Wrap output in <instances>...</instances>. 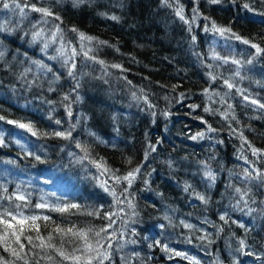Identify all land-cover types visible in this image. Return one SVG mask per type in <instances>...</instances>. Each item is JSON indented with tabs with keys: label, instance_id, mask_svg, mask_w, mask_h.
<instances>
[{
	"label": "trees",
	"instance_id": "obj_1",
	"mask_svg": "<svg viewBox=\"0 0 264 264\" xmlns=\"http://www.w3.org/2000/svg\"><path fill=\"white\" fill-rule=\"evenodd\" d=\"M16 2L25 17L0 4V264H264V2Z\"/></svg>",
	"mask_w": 264,
	"mask_h": 264
},
{
	"label": "snow or ice",
	"instance_id": "obj_2",
	"mask_svg": "<svg viewBox=\"0 0 264 264\" xmlns=\"http://www.w3.org/2000/svg\"><path fill=\"white\" fill-rule=\"evenodd\" d=\"M208 2H209V3H212V4H216V3H219L220 0H208ZM262 2H264V0H262ZM0 4H2L3 9H10V10H11V9H18L22 15H23V13H24V7H29L28 5H25L24 7H21V5H20L19 3H17L16 0H12V3H11V4L8 2V0H0ZM30 7L32 8L33 11L40 12V13H42L44 16H50V15H52V13H51L48 9H44V8H36L34 5H33V6H30ZM244 7H245V8H248L249 5H248V4H245ZM194 11H195V9H194ZM176 14L180 17L181 20H184V19H185V17L183 16V9L178 10ZM56 19H59V17H56ZM113 19H115V17H113ZM206 19H207V18H206ZM185 23H188V21L185 20ZM212 28H213L214 30L220 32L221 34L230 31V29H228V28H217V26L215 25V23H212ZM205 30H207V28H206ZM73 31H76V30L73 29ZM233 35H235V34H233ZM92 39H93L92 37H86L83 33H80V40H81V41H84V40L91 41ZM236 39L239 40V39H241V38H240L239 36H236ZM243 43L248 44L249 41H248V40H244ZM251 47L256 48V50H257L258 53H260V52H264V49H261V48H260L258 45H256V44H251ZM73 52H75V49H73ZM0 55H3V53H0ZM101 63H102V62H101ZM74 67H75V66H74V64H73V65H72V68H74ZM69 74H70V75L72 74L71 71L69 72ZM228 87L231 88L232 85H231V84H228ZM65 99H67V97H65ZM252 102L255 103V101H252ZM261 107H264V105H261ZM205 111H207V109H205ZM69 115H71V112H70V111H69ZM0 119H3V117H0ZM8 123H14V122H13V121H8ZM57 123H60V122L57 121ZM19 127H22V128H23V127H28L29 130L31 131V126H27V125H24V124H20ZM35 134H36V133L33 132V135H35ZM56 135H58V136H64L65 134L62 133V132H57ZM70 135H71V133H68V134H67V136H70ZM201 135H202V134H201ZM67 136H65V138H67ZM193 139H195V137H193ZM0 143H2V141H0ZM78 146H79V145H78ZM152 150L154 151L155 149L153 148ZM85 151H86V150H85ZM252 151L255 153V152L257 151V149H252ZM130 162H131V161H129V163H130ZM139 172H140V167H136L135 169H133L132 171H130L127 175H125V176H123V177H116V179H117V181H119L120 179H124V180L128 181V186L130 187L131 184H132V180L135 178V174H137V173H139ZM209 175H211V174L209 173ZM236 191L239 192V189H237ZM113 195H114V193H113ZM17 199H23V197H19V196H18ZM200 199L203 200L204 197H200ZM37 207H40V205H37ZM72 207H76V205H72ZM57 210H58V211H65V209H57ZM90 214H91V213H90ZM6 215H12V214H11V213H6ZM12 219H13V220H16V216H15V215H12ZM26 219H28V218H26ZM30 219H31L32 221H35V220L37 219V217H31ZM43 219H44V220H48L49 217H44ZM108 219H111V217H108ZM220 219H221V220H224L225 217H224V216H221ZM17 222L19 223V221H17ZM0 223H4L6 228H10V227H12V225H11V224H8L3 218H0ZM109 226H110V225H109ZM55 230H56L57 232H61V231H63V230L60 229L59 227H57V229H55ZM21 231H23V229H21ZM89 231H91V230L89 229ZM105 231H107L106 228H101L99 231H97V232L95 233V235H96V236H100V233H101V232H105ZM67 232H69V233H73V229L70 228V229L67 230ZM12 234H13L14 236H16L17 242H19V239H20L19 236H18L15 232H13ZM73 234L79 236L82 240L85 241V250H91V249H92L93 246H92L91 244L87 243L88 236H87V233H86L85 231L81 230V231H79V232H75V233H73ZM26 238L31 242L32 237L29 236V237H26ZM40 239H41V245H40V247H49V248H53V249L58 253V255H60V256H61L63 259H65V260H67V259H69V258H71V259H73V260H75V261H77V262L80 260V257H76V256L69 257L68 255H65V253H64L63 251H61V249L56 248V247H55L54 245H52L51 243H47V244H45L44 241H43V237H40ZM51 239H52V237L49 236V237H48V240L51 241ZM241 244H243V241H241ZM97 245H98V246H102V245L99 244V241H97ZM21 247H23V245H21ZM109 247H111V244H109ZM13 254L15 255L16 253L14 252ZM247 254L250 255V253H247ZM176 255H177V256H180V255H182V253L177 252ZM88 264H91V259L88 260Z\"/></svg>",
	"mask_w": 264,
	"mask_h": 264
},
{
	"label": "rangeland",
	"instance_id": "obj_3",
	"mask_svg": "<svg viewBox=\"0 0 264 264\" xmlns=\"http://www.w3.org/2000/svg\"><path fill=\"white\" fill-rule=\"evenodd\" d=\"M34 2L36 3V1H34ZM36 4H37V3H36ZM11 10H13V9H11ZM18 11H19V10H18ZM27 11H28V10H27L26 8H24V13H23V15H22V14L20 13V11H19V17H20V18L25 17ZM8 12H11L10 9H8ZM8 12H7V13H8ZM4 14H5V13H4ZM4 14H2V15L5 16ZM11 14H12V13H11ZM11 14L6 15V16L10 17ZM25 19H26V18H25ZM56 31L59 32L57 28H56V29L53 28V29H49V30L45 31V33H44V37H41V42L44 41L46 44L51 45L52 42L58 40V39H57V35H60V34L57 33ZM51 40H52V41H51ZM86 41H87V40H86Z\"/></svg>",
	"mask_w": 264,
	"mask_h": 264
}]
</instances>
